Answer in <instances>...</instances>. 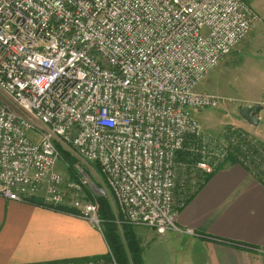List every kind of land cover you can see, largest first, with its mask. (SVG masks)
<instances>
[{
	"label": "built area",
	"instance_id": "2783aa9c",
	"mask_svg": "<svg viewBox=\"0 0 264 264\" xmlns=\"http://www.w3.org/2000/svg\"><path fill=\"white\" fill-rule=\"evenodd\" d=\"M257 20L247 0H0V196L68 207L101 231L68 153L98 166L118 225L178 231L176 154L205 142L195 112L219 105L198 85ZM209 149L195 171L216 170L223 148Z\"/></svg>",
	"mask_w": 264,
	"mask_h": 264
},
{
	"label": "crops",
	"instance_id": "0c3cea01",
	"mask_svg": "<svg viewBox=\"0 0 264 264\" xmlns=\"http://www.w3.org/2000/svg\"><path fill=\"white\" fill-rule=\"evenodd\" d=\"M248 3L258 21L230 58L235 69L220 72L214 83L219 90L222 81L221 92L246 105L261 106L256 126L241 117L232 124L264 143V0ZM252 173L237 162L215 170L178 209V231L135 226L144 264H264V183ZM107 251L102 232L86 219L0 196V264H63Z\"/></svg>",
	"mask_w": 264,
	"mask_h": 264
},
{
	"label": "trees",
	"instance_id": "16d2710c",
	"mask_svg": "<svg viewBox=\"0 0 264 264\" xmlns=\"http://www.w3.org/2000/svg\"><path fill=\"white\" fill-rule=\"evenodd\" d=\"M230 136L237 140L235 145L228 143V138ZM222 137L223 139H221V141L217 145L211 146H217V150H220V147L223 148L222 159L218 163L216 170L226 162H237L241 165L250 164L251 166L255 167L256 171L258 170V166H255L254 163L257 161L256 153L260 149H264V146L261 143L254 140L247 133H244L243 136H241V133L237 129ZM226 143L227 145L225 146ZM209 146L210 145L208 143L203 142V139L196 138L188 140V142L182 147V149L177 151L176 162H178L177 165L179 166V182L177 191H179V200L183 204L187 203L213 174H202L199 171H195L193 168L194 163L202 156L201 151H210ZM242 146L244 148H242ZM248 153L252 154L256 161L253 160ZM62 156L63 159L69 162L70 165H72L76 161V159L68 153H63ZM94 165L97 166L96 164ZM69 171L70 176L73 178L74 173L71 167L69 168ZM192 172H195V175H193ZM254 173L256 174L257 172ZM199 175L203 177H199ZM256 175L258 179L264 183L261 175ZM98 202L100 205L99 210L102 220L101 232L108 247V251L115 262L117 264H144L143 249L140 246L133 228H131L132 225L126 222H122L118 226L116 222L118 217L114 216L113 212H111L107 200L104 197H100L98 198ZM27 203L44 207L41 201L37 198L29 199L27 200ZM50 210L65 212L68 214H75L74 210L63 206ZM118 227H121V232H119ZM101 257L109 259L107 254ZM101 257H85L71 261L77 264H83L89 261H94Z\"/></svg>",
	"mask_w": 264,
	"mask_h": 264
},
{
	"label": "rangeland",
	"instance_id": "374dc122",
	"mask_svg": "<svg viewBox=\"0 0 264 264\" xmlns=\"http://www.w3.org/2000/svg\"><path fill=\"white\" fill-rule=\"evenodd\" d=\"M247 1H249V0H247ZM254 24H253V26H254ZM253 26H252V28H253ZM246 38L241 41V42H243V44H244V41L246 40ZM241 42H239L240 45L242 44ZM240 45H237V47H235L236 49L234 48V50L231 53H229L228 56L224 57L206 75V77L198 85L199 91L208 92V93L214 94L215 96L219 97L218 107L207 108V109H203L201 111L195 112V116L197 117V119L200 121V124H201L202 136L205 139V143H208L210 146L217 145L221 141V139H223L222 136L227 135L231 131H234L236 129L239 130V132L241 133V136H243L244 133H247L250 137H252L254 140H256L257 142L261 143L264 146V143H262L257 138H255L252 134L250 135L246 130L232 124L233 120L241 119L239 114H238V108L240 106H244L243 105V104H245L244 101L243 100H237V97H233V96L226 95V94L222 93L221 92L222 81L220 83L221 85L219 86V90L216 88V85L214 83V80L216 79V75H218L220 72H221V75H223V73L226 74L225 72L227 70H229V72H230L231 67H233V69H235V65L237 64V61L236 60H230V58L236 57V55H238ZM220 78H221V76H220ZM229 78H230L229 73H227V80L228 81H229ZM227 87L230 88V83L227 85ZM262 104H264V101L261 103V105ZM201 121H203V122H201ZM242 148H244V147L242 146ZM248 154L252 157L253 160H255L254 157L252 156V154H250V153H248ZM256 155H257V157H256L257 161L255 160L256 162L254 164H255V166H258V167L262 166L261 168L257 167L258 170L256 171L255 167L251 166L250 164L243 165V166L244 167L248 166L246 168L248 169V171L253 172L252 174L255 175L256 178H258L256 174L261 175L262 180L264 181V149L263 150L260 149L256 153ZM73 157L76 159L75 164L80 165V167H82L85 170V172L87 173V175L89 176L88 179L90 181V186L85 191V193L82 195V197H83L84 201H96L97 202V204H98L97 214H98V217L100 219V227L102 229V220L100 217L101 214H100V210H99L100 205L98 202V198L104 197L107 200V202L109 203L111 212H113V215L116 216L117 211H116L112 196H111L110 192L107 189H105V187L103 185L102 177H101V174H100L98 167L95 166L92 162H88L81 157H76V156H73ZM61 160L57 163V168L59 169L60 172H63L64 175H67L68 172H64L65 169L64 168L62 169V162H64V161H63V159H61ZM178 169H179V166L177 165L176 169H175V175L176 176H175V186H174V190H173V196H174L175 203L177 202L176 199H177L178 194H179V191H177V186H178V182H179V174H178L179 171H178ZM254 172H257V173L255 174ZM200 176L201 175H199V177ZM201 177H203V176H201ZM95 187L98 189H103V191H99V190L96 191ZM67 198L69 199V196ZM176 205H177V203H176ZM131 228H133V230H134L135 226L132 225ZM118 230H119V232H121V227H118ZM106 254L108 255V251ZM70 262H73V261L70 260Z\"/></svg>",
	"mask_w": 264,
	"mask_h": 264
},
{
	"label": "water",
	"instance_id": "95a60500",
	"mask_svg": "<svg viewBox=\"0 0 264 264\" xmlns=\"http://www.w3.org/2000/svg\"><path fill=\"white\" fill-rule=\"evenodd\" d=\"M260 110L261 106L259 105H244L238 108V114L242 119L256 126L259 122L258 113Z\"/></svg>",
	"mask_w": 264,
	"mask_h": 264
}]
</instances>
